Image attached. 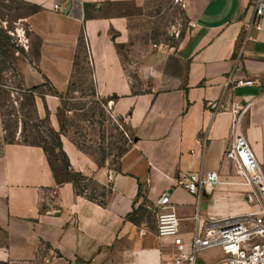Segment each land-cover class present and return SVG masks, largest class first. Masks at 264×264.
<instances>
[{"label": "crops", "instance_id": "crops-1", "mask_svg": "<svg viewBox=\"0 0 264 264\" xmlns=\"http://www.w3.org/2000/svg\"><path fill=\"white\" fill-rule=\"evenodd\" d=\"M16 1L37 7L22 18L39 40L24 81L54 90L37 99L55 130L65 91L77 71H88L93 97L125 119L132 140L101 199L58 180L42 146L3 143L0 264H168L174 249L157 237L151 208L165 191L185 240L195 213L202 222L254 210L249 187L224 158L232 104L248 103L237 132L264 177V12L257 17L252 0H181L190 28L174 47L141 35L146 0ZM228 76L255 83L226 85ZM63 147L75 169L86 166L72 144ZM209 170L218 181L197 204L178 181ZM197 264L227 263L211 247Z\"/></svg>", "mask_w": 264, "mask_h": 264}, {"label": "rangeland", "instance_id": "rangeland-1", "mask_svg": "<svg viewBox=\"0 0 264 264\" xmlns=\"http://www.w3.org/2000/svg\"><path fill=\"white\" fill-rule=\"evenodd\" d=\"M180 3L146 0L144 39L174 47L190 28ZM30 9L16 0H0V147L5 142L42 146L58 180L71 181L78 192L101 199L132 132L124 118L111 115L93 97L88 71H77L65 91L66 100L57 113L59 129L55 130L49 110H40L37 99L54 90L48 83L34 88L24 81L25 74L35 68L39 45L22 21ZM64 141L88 160L84 168L73 167Z\"/></svg>", "mask_w": 264, "mask_h": 264}, {"label": "built area", "instance_id": "built-area-1", "mask_svg": "<svg viewBox=\"0 0 264 264\" xmlns=\"http://www.w3.org/2000/svg\"><path fill=\"white\" fill-rule=\"evenodd\" d=\"M252 4L256 16L260 17L264 12V0H252ZM255 26L259 28L258 23ZM225 83L249 86L255 81L243 78L233 82L228 76ZM247 110L248 103L232 104V140L224 151V158L249 187L247 201L254 210L202 222L195 213L194 233L189 240H185L179 229L177 206L170 200L169 193L163 192L153 201L151 208L156 218L157 237L170 239L174 249L168 264H197L198 253L211 247L221 249L227 264H264V177L245 138L237 132L240 119ZM217 181V172L209 170L190 173L185 181H178V184L194 195L198 204L201 190Z\"/></svg>", "mask_w": 264, "mask_h": 264}, {"label": "trees", "instance_id": "trees-1", "mask_svg": "<svg viewBox=\"0 0 264 264\" xmlns=\"http://www.w3.org/2000/svg\"><path fill=\"white\" fill-rule=\"evenodd\" d=\"M31 8L35 10L37 7H36V6H32ZM0 45H1V42H0ZM35 87H36V86H34V88H35ZM74 187H75V185H74ZM75 188H76V187H75Z\"/></svg>", "mask_w": 264, "mask_h": 264}]
</instances>
